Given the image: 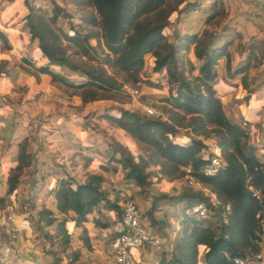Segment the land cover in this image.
Masks as SVG:
<instances>
[{
    "label": "trees",
    "instance_id": "trees-1",
    "mask_svg": "<svg viewBox=\"0 0 264 264\" xmlns=\"http://www.w3.org/2000/svg\"><path fill=\"white\" fill-rule=\"evenodd\" d=\"M73 1H85L93 8V13L80 17L87 27L80 24L66 29L60 25L59 18L67 17L71 21L74 13H68L58 2L52 12L47 13L32 0H7L4 10L9 12L3 20L22 37L28 36V41H37L38 63L25 57L21 67L38 81L41 74H49L58 87L86 102H121V105L103 108L98 117L121 128L145 147L146 154H135L122 145L116 146L121 156L118 158L115 153L113 158L122 165L124 179L135 183L140 193L150 197L146 216L154 224L157 223L154 213L160 211L163 198H171L182 205V231L173 239V248L163 250L154 264H236L237 258L259 251L256 240L262 230L258 215L260 204L251 188H264V165L258 161L260 149L249 142L250 121L244 120L248 122V127H244L243 122L229 118L215 85L219 61L227 58L230 68V47L242 37L240 32H235L234 36L224 35L227 27L217 31L209 29L217 20L226 21L228 11L224 3L214 1L210 11L202 17L201 29L182 33L177 26L179 21L201 10L203 3L200 1ZM91 40L97 43L93 45ZM0 41L4 48H11L8 35L1 30ZM240 48L244 61L232 74L241 75L242 84L249 88L251 70L264 65V44L242 43ZM97 49L101 50V59L93 57ZM148 55L153 58V71L167 77L166 81L149 83L157 88L173 87L169 95L158 100L162 112L152 116L125 107L122 100L127 94L125 86L141 81ZM53 67L61 71L70 69L83 79L69 80ZM1 71L8 72L4 64ZM117 72L124 73L125 78L120 79ZM4 116L0 112V121ZM5 131L9 134L11 129L8 127ZM209 140H214L223 157L222 168L210 177L202 172L212 155ZM29 145L30 138H22L17 144V153L5 165L7 195L16 192L26 168L33 163ZM151 167H157L158 171ZM185 167H191L198 179L230 205L226 221L218 213L204 220L189 216L187 208L206 200L201 192L191 187L175 197L154 192L152 176L183 179ZM104 182V176L97 173L88 174L84 182L63 177L51 190L57 213L43 206L39 221L54 229L45 237L59 245L62 251L72 246V235L77 230L81 231L84 245L89 249L93 247L86 224L103 205L114 211L119 221L122 219L121 199L118 195L112 199ZM4 202L5 197H0V204ZM93 221L96 227L109 228L111 225L110 221L96 217ZM75 258H79L78 252Z\"/></svg>",
    "mask_w": 264,
    "mask_h": 264
},
{
    "label": "crops",
    "instance_id": "crops-1",
    "mask_svg": "<svg viewBox=\"0 0 264 264\" xmlns=\"http://www.w3.org/2000/svg\"><path fill=\"white\" fill-rule=\"evenodd\" d=\"M214 1L200 0L203 3L201 10L180 20L187 24L186 30L203 27L202 17L210 11ZM221 1L228 11L229 20L226 22L233 21L223 31L224 35H230L235 30L242 34L243 42L252 40L264 43V0ZM8 12L4 9L0 11V30L8 35L11 44V48L7 49L0 41V97L3 96L5 101L8 97L7 103L0 100V112L5 114L0 121V197H5V202L0 204V264H54L47 250V240L42 235L47 226L39 221V211L43 206L57 213L51 190L63 177H73L84 182L88 174L97 173L104 176L103 186L109 193H114L116 188L131 194L132 191L125 188L124 182L127 180L124 179L122 165L113 155L116 153V157L121 156V152L116 151L117 145L133 150L135 141L121 128L98 117L100 110L111 106L107 100L86 102L80 96L70 95L58 87L52 81L51 75L41 74L38 81L35 76L22 69L25 57L34 64L38 63V43L33 41L34 50L27 49L29 37H22L19 31L5 24L3 19ZM91 42L96 44V41ZM234 46L235 43L230 47V68L227 58L221 59L217 65L215 85L229 118L234 122L250 121V143L261 149L264 146L255 141L264 136V65L251 70L249 88H246L242 84V76L232 74L244 60L241 48L236 49ZM191 58L196 60L193 53ZM3 64L4 69L8 70L7 73L1 71ZM10 64L12 65L8 67ZM53 69L61 71L55 67ZM61 72L72 81L83 79L70 69ZM11 93L13 95L9 96ZM16 94L19 96L15 99ZM42 109L46 110L47 119L40 127H34L33 118ZM8 127L11 131L6 134ZM26 136L30 138L29 151L33 154V163L26 168L16 192L7 195L8 172L5 165L17 153L18 142ZM138 191L136 186L133 190L137 194L135 199L144 210H148L150 199L142 202L141 199L145 197ZM162 212L160 210L154 213L156 224L149 216H144V222L151 230L173 238L174 226H168V222L172 224V218L167 221ZM91 216L86 225L90 230L93 247L82 252L101 264H113L105 256V246L98 236L100 230L94 227ZM111 220H108L111 222L109 229L118 227L116 218ZM162 253L161 250L150 248L134 250L139 264H154Z\"/></svg>",
    "mask_w": 264,
    "mask_h": 264
},
{
    "label": "rangeland",
    "instance_id": "rangeland-1",
    "mask_svg": "<svg viewBox=\"0 0 264 264\" xmlns=\"http://www.w3.org/2000/svg\"><path fill=\"white\" fill-rule=\"evenodd\" d=\"M195 1L198 2L200 0H195ZM32 2L35 3V5L37 7H40L41 9H43L47 13L52 12V9L54 8L56 2H58L62 7H64L68 13H74V17L70 18L71 21H69V19L67 17L59 18L58 23L60 25H63L66 29H68L71 25L78 26L80 24L87 27V25L81 20L80 17H81V15H87V14L93 13V8L86 5L85 1H82L80 3H76L73 0H32ZM213 3L211 5H213ZM6 4H7V0H0V11H2L5 8ZM210 7H212V6H210ZM207 12H209V10ZM228 20H229V18L227 17L226 21H228ZM217 21H220V20H217ZM217 21L214 22L213 24H211L209 29L217 31V30L221 29L222 27H228V26H230V24L233 23V21L230 20L229 23H227L226 21H224V22L220 21V23L217 24ZM177 26H178V29L182 33H184L183 31L186 30L185 27L187 26V24H183L182 21H179ZM235 32H237V31H235V30L231 31L230 35L234 36ZM243 38L244 37H239L236 40L235 46H234V47H236V49H240V45L242 43H244L246 45H248L250 43H256V44H260V45L264 44L263 42L259 43L256 41L254 42L252 40L249 42H243ZM95 41L93 40L94 43H95ZM96 43H97V41H96ZM27 49L29 51H31L32 49L34 50L35 49V43L33 41L27 42ZM93 57L96 59H101L102 58L101 50L97 49V51H95V53H93ZM152 59L153 58L149 55L146 57L145 67L141 71V81L139 83H136V84L130 83L133 86L135 85L136 87H138V89L141 91L143 96L140 99V101L134 100L133 97L131 95H129L126 90L125 91L127 92V94L124 95L122 98V100L125 102L123 104L125 107H128L131 110H135V111H138V112H140L142 114H146V115H148V114L144 110L142 104H148V105L154 106L156 108L158 114H160L162 112V107H161L162 104L158 100L161 97L169 95L171 89H173V87L157 88L155 86H152L149 83V81H154V82L166 81V78H167L166 75H161L160 72H154L153 71ZM11 65L12 64H10L8 67H10ZM117 75L120 79H123L126 76L124 73H121V72H117ZM12 95H13V93L9 94V96H12ZM18 96L19 95L16 94L15 99ZM2 97H0V100H3ZM7 100H8V97H7L6 101L3 100V102L7 103ZM107 101L109 103H111V105L112 104L121 105L120 104L121 102H118V101L117 102H115L113 100H107ZM47 115L48 114H46V110H44V109H42L41 111L39 110V112H37V114L33 118L34 121L32 124L34 125V127H35V125L40 127L41 124L47 119ZM88 121H90V120H87V122ZM263 138H264V136L263 137L260 136L259 140L256 139L255 143L262 144V146H264V139ZM251 141L252 140H250L249 142H251ZM132 151L135 154H146V150H145L144 145L137 144L136 142H135V145L133 146ZM151 170L158 171V168L157 167H151ZM0 171L2 172V166L0 168ZM131 182L132 181H128V180H127V182H124L126 184L125 185L126 187L125 186L124 187L131 190L132 191L131 194L125 193L122 189L117 190L115 188V192L110 193V197L112 199H114L118 195L121 199L120 203L122 206L125 204V202H127L129 200H134L137 203V205L139 206V208L141 209V212H142L143 218H144V216H146L147 210H144L142 208V206H140L139 202L135 199V196L137 194L134 193L133 190L137 185L135 183H133V182L131 183ZM152 183H155L154 192H156L158 195H161V196L165 193L166 195H168V197H171V196L175 197V196L181 194L182 192L190 189V187H188L184 183L183 179H181V178L180 179H171V178H167V177L152 176ZM138 193H140V188H139ZM141 196L145 197V199H141L142 202L146 201L147 199H150V197H148L147 194L141 193ZM159 200H161V199H159ZM160 206H161L160 210L163 211L162 215H164L166 217L167 221H169L170 217L172 218L171 219L172 224L168 222V226H175L176 222L179 221V219L181 217L182 205L175 202V200H171V198L166 197V198H163V202L160 204ZM187 212H188V208H187ZM95 216H99L100 219L104 222L111 220L112 218L113 219L116 218L115 222H119V220L116 217V213L114 211H109L108 209H106L105 205H103L100 209H98L94 212V214L91 216L92 220L94 219ZM111 221H113V220H111ZM93 224L95 227L94 222H93ZM94 227L91 228L93 231L95 230ZM98 229L101 230L103 228L98 227ZM53 232H54V229L52 227H47L46 232H43L42 235L44 236L43 238L47 240V247L50 251V255L53 258V261L55 259L56 264H101V262L91 260L85 254H83L82 251H88L89 248H87L84 245V243L82 242V240L80 238V234H81L80 230L79 231L77 230L73 233V235H72V246L70 248H68L66 251H62L60 246L57 244H54L52 242V240L48 238V236L45 237L46 233L52 234ZM90 237H91V234H90ZM93 237H94V235H93ZM77 252L79 253L78 259L75 258V254Z\"/></svg>",
    "mask_w": 264,
    "mask_h": 264
},
{
    "label": "built area",
    "instance_id": "built-area-1",
    "mask_svg": "<svg viewBox=\"0 0 264 264\" xmlns=\"http://www.w3.org/2000/svg\"><path fill=\"white\" fill-rule=\"evenodd\" d=\"M125 90L133 97L134 100L140 101L142 98L141 91L131 85H126ZM146 113L150 116L158 115L154 106L142 104ZM243 126L248 127V122L243 121ZM209 150L211 158L204 165L202 172L205 176H214L223 166V157L214 140H209ZM258 161L264 165V147L258 152ZM184 183L193 188L195 191L201 192L206 200L195 203L188 208L186 213L198 220H204L218 213L223 220L226 221L227 214L230 211V205L225 204L212 188L198 179L191 167H185ZM253 195L260 204L258 215L262 230L258 233L259 238L256 243L259 251L246 257L237 258L236 264H264V188H251ZM124 213L122 219L118 222L116 228H103L98 236L103 242L105 256L110 259L113 264H139L134 250H165L173 248V239L182 231V216L174 226V237L169 238L162 233L151 230L144 222L143 214L134 200H129L123 205ZM204 250V249H203Z\"/></svg>",
    "mask_w": 264,
    "mask_h": 264
}]
</instances>
